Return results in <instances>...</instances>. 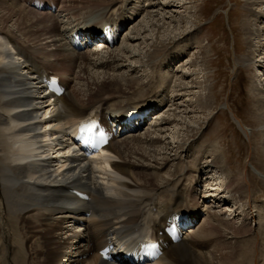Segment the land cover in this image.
<instances>
[{"label": "bare ground", "instance_id": "obj_1", "mask_svg": "<svg viewBox=\"0 0 264 264\" xmlns=\"http://www.w3.org/2000/svg\"><path fill=\"white\" fill-rule=\"evenodd\" d=\"M48 1V5L61 6V13L66 18L71 15L68 18H74V22L49 20L48 23L45 19L55 16L31 8L23 12L14 4L11 8L5 0H0V264H108L100 259L98 252L109 241H117L122 247L127 243L137 245L145 231L157 238L174 214H188L193 220L200 216L197 210L205 196H193L190 189L182 196L179 188H166L172 180L183 178V166L174 173L168 171L169 178L161 176L162 183H155L157 171L169 158L156 157L161 153L153 147L162 139L152 137L150 131L143 138L134 133L112 142L107 148L108 155L98 156L97 161H85L79 154L70 152L71 143L65 134L81 119L100 112L118 119L150 108H161L154 115L161 117L169 103L163 96L164 76L159 79L154 75L143 83L133 71L120 74L108 70L110 66L124 69L122 64L136 55L135 46L133 49L121 47L120 53L107 49L78 54L70 49L67 36L78 30L98 33L112 22L123 28L129 21L133 25L139 16L135 11L129 14L133 20L127 16L122 7L127 1L117 6L114 0ZM243 1L250 11L259 10L258 14L264 11V0ZM79 8L87 11L79 13ZM160 19L147 23L149 34L146 36L153 38L161 34L157 37L163 46L165 37L171 34V22L166 26L165 18ZM133 30L128 34L133 37H126V42L144 40L138 27ZM251 32H246L250 41L254 38ZM18 35L23 36L22 41ZM42 41L44 46L39 45ZM128 50L129 54L125 55ZM154 50L160 51L157 47ZM245 58L236 65L249 66L251 59ZM148 63L155 62L150 59ZM51 67L62 74L72 73L76 81L83 78L84 81L78 89L72 87L73 80L62 79L67 86L66 93L53 104H47L41 77ZM159 82L161 85L154 86ZM155 87L163 92L160 90L158 94ZM263 89L254 88L261 102L258 124L264 152ZM50 113L51 121H45V115ZM157 132L161 134L165 130L160 128ZM141 142L143 146H139ZM169 145H163L162 149L168 150ZM216 164L212 161L209 168ZM141 169H153V173H140ZM228 179L226 189L230 192L244 189L231 177ZM247 181L244 184L250 186ZM195 183L197 186L200 182L196 179ZM74 189L88 190L90 201H78L71 194ZM211 203L217 204V201ZM259 217L264 220V216ZM201 220L195 230L190 229L192 236L170 245L155 264H264V231H252L244 222L247 227L242 225V230L247 236L238 237L239 228L233 227L230 230L236 241L227 243L222 240L225 235L222 226L229 227L228 220H222L217 214H208ZM70 251L73 255L68 254Z\"/></svg>", "mask_w": 264, "mask_h": 264}, {"label": "rangeland", "instance_id": "obj_2", "mask_svg": "<svg viewBox=\"0 0 264 264\" xmlns=\"http://www.w3.org/2000/svg\"><path fill=\"white\" fill-rule=\"evenodd\" d=\"M124 1H127L123 4L128 12L127 16L133 20L129 14L135 11L139 17L133 25L126 28L119 44L111 50L120 53L122 51H118L126 46H132L131 49L135 46L136 55L129 58L128 63L125 61L122 64L125 70L119 66H110L107 69L120 74L133 71L143 83L154 75L159 76V79L164 76L163 85L166 88H163L165 92L162 94L169 103L165 112H160L162 116L156 117L159 120L136 133L143 138L144 134L150 131L152 137L161 138L162 142L153 147L161 153L156 157L160 159L166 155L169 158V162L157 171L159 176L153 180L155 183L159 181L156 184L162 183L161 176L169 178L168 171L174 173L179 166H183V178H175L176 180L169 182L166 188H179V194L182 196L188 189L193 196H205L202 197L203 202L197 210L201 214L197 220L205 218L208 214H217L222 220H228L229 227L222 226L224 242L236 241L230 230L233 227L239 228L238 237L245 235L242 230L245 223L252 231L263 232L264 220L259 216H264V152L261 145L262 136L259 133L261 126L258 124L262 112L258 109L261 102L254 88H264V16H261L264 11L260 14L256 13L259 10L250 11L243 0H114L116 6L122 5ZM5 2L9 7L15 5L23 12L31 10V0ZM165 4L167 9H164ZM79 9V13L87 11ZM169 11L171 13L167 14ZM157 14L160 15L156 17ZM70 16L66 18L60 11L53 19L47 18L45 21L49 23V20H67L72 23L75 19H69ZM160 18H165L166 21L163 22L166 26L171 22V34L165 37L167 40L163 46L159 45L160 38L157 37L161 34L154 35L153 38L146 36L149 34L147 23H150V20H161ZM12 25L9 24L11 29L14 28ZM135 26L141 30L140 35L144 40L140 39L136 43L126 42V37L132 36L128 34L134 31ZM186 31H190L189 34L176 41V38ZM249 31H252L251 37L254 36L252 41L246 35ZM18 38L23 40V36L18 35ZM39 45L44 46V41ZM156 47L160 49L159 52L154 50ZM128 54L129 50L125 55ZM245 57L251 59L249 66L236 65L237 61ZM150 59L155 63H148ZM261 66L263 68H260ZM132 67H135V71ZM55 68L51 72L55 70L54 72L62 75V79L73 80L72 87L81 89L84 78L76 81L72 73L62 74V71ZM75 70L77 74L78 69ZM158 85H161L160 82L154 86ZM155 90L153 93L160 94L159 91H162L161 88ZM160 109H154L149 116L156 120L153 115ZM160 128L165 132L158 134ZM138 144L143 146V142ZM165 144H170L168 150L162 149ZM196 157H199L198 160ZM131 161L138 163V160ZM212 161L217 164L211 169L209 167ZM198 169L203 170L200 173ZM152 170L141 169L139 172L152 174ZM228 176L244 189L237 192L226 189ZM196 179L200 182L197 186ZM244 180H248L250 186L244 184ZM246 185L250 188H246ZM214 200L217 204L211 203ZM250 217L253 219L250 220ZM246 224L244 227H247ZM33 239L31 238V242H34ZM207 249L204 251L207 252ZM68 254L73 255V251Z\"/></svg>", "mask_w": 264, "mask_h": 264}, {"label": "built area", "instance_id": "obj_3", "mask_svg": "<svg viewBox=\"0 0 264 264\" xmlns=\"http://www.w3.org/2000/svg\"><path fill=\"white\" fill-rule=\"evenodd\" d=\"M264 61H262V63H263ZM264 65V64H263ZM264 67V66H263ZM262 66L260 67V68H263ZM263 72H264V70H262Z\"/></svg>", "mask_w": 264, "mask_h": 264}]
</instances>
